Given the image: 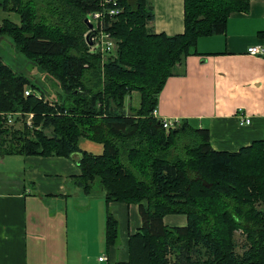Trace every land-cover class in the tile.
I'll return each mask as SVG.
<instances>
[{
	"label": "trees",
	"instance_id": "16d2710c",
	"mask_svg": "<svg viewBox=\"0 0 264 264\" xmlns=\"http://www.w3.org/2000/svg\"><path fill=\"white\" fill-rule=\"evenodd\" d=\"M118 1L124 10L109 27L118 51L103 63L81 37L100 0H0L2 12L19 18L0 21L1 39H13L34 59L37 71L59 78L64 90L54 100L0 55V153L80 152L78 184L88 194L98 182L108 204H139L143 225L130 236L129 264H264V139L238 151H219L211 146L209 128L183 121L167 132L155 116L159 94L176 66L197 52L200 37L224 33L230 14L247 12L250 0H185V30L175 35L148 27L154 20L149 0ZM73 48L77 55L69 52ZM103 66L110 75L107 97L100 87ZM88 72L96 84L86 80ZM27 87L40 90L41 98L26 96ZM133 91L140 93V103L127 109L125 97ZM12 112L33 113L32 128L26 123L22 130L4 129ZM186 135L198 143L191 149L197 156L189 161L171 159L168 147H158ZM81 138L102 143L104 152L82 151ZM180 213L187 215L185 226L165 225V215ZM235 230L246 235L242 254L235 251ZM106 232L108 245L116 244L119 223L109 208Z\"/></svg>",
	"mask_w": 264,
	"mask_h": 264
},
{
	"label": "crops",
	"instance_id": "0c3cea01",
	"mask_svg": "<svg viewBox=\"0 0 264 264\" xmlns=\"http://www.w3.org/2000/svg\"><path fill=\"white\" fill-rule=\"evenodd\" d=\"M149 1L152 30L184 32L185 0ZM253 45L264 46V0H250L247 12H232L224 33L199 38L197 52L166 80L155 116L209 128L211 146L219 151L263 140L264 55L249 53ZM239 110L251 117L250 124L240 122ZM79 147L94 155L103 152L101 143L87 138L79 140ZM80 158V152L0 153V264H129L130 236L143 225L139 204H108L102 188L88 194L78 184ZM108 208L119 223L113 245L107 243ZM164 223L185 226L187 215L167 214Z\"/></svg>",
	"mask_w": 264,
	"mask_h": 264
},
{
	"label": "rangeland",
	"instance_id": "374dc122",
	"mask_svg": "<svg viewBox=\"0 0 264 264\" xmlns=\"http://www.w3.org/2000/svg\"><path fill=\"white\" fill-rule=\"evenodd\" d=\"M45 1H47V0H45ZM131 1L133 2L134 0H131ZM40 7H42V10H44L45 7H46L45 2H42L40 4ZM4 17H10L14 22L15 21L19 22L18 21L19 18H18L16 13H14V12H4V11L2 12L0 10V21L3 20ZM148 27H149V25H148ZM89 29L90 28L87 25V28L84 29L83 32H81L82 40L88 46H90V44L87 41V34L89 32ZM82 40H81V42H82ZM15 45L16 44L14 43L13 39H11L9 36L3 38L2 40H1V37H0V55L13 68H15L16 70H18L20 72L28 74L29 78L32 81H34V83L37 86L43 88L45 93L47 92L46 94L48 96L51 95L54 100H55V98L59 99V97H57V96H60L63 93V91H64L61 88V85H60L61 81L59 82V80H58L59 78L57 79V78H53L51 76L48 77L46 74H43V73L40 74L37 71L38 66L33 61L34 59L32 57H29V58L25 57V55L22 54L17 49V47ZM116 51H118V43H116ZM69 52L72 55H77L78 54V48H73ZM56 60L59 61L60 58H56ZM106 61H107V59L105 58L103 63H105ZM104 68L105 67L103 66V71L101 73L102 84H101L100 87H102V89H104L105 96L107 97L108 94H107V90H106V86H105V81H106L107 76H110V75H108V73L106 72V70H104ZM34 69H36V72L33 71ZM86 80L90 84H94V83L96 84L97 77H95L94 75H92L91 73L88 72L86 74ZM34 91H36V93L39 94V95L42 94L40 92V90H38L37 88L34 89ZM139 97H140L139 96V92H137V91L135 93V97L133 98V100H132V97L130 99L129 96H126L125 97V104H126V101H127V103H130V104H127L128 105V106H126V107H128L127 109H129L130 106H132L131 103H133L134 105H138L139 102H140V98ZM20 115H18V116L17 115H12L11 117L7 116V120L4 122L3 128L6 129L9 132H11L13 130H16V129L17 130H19V129L22 130V129H24V125L26 123L29 124L30 128H32V126H31L32 120L30 119V116L29 115L20 116ZM153 118H152L151 115L146 116L147 121L150 122V123H153L152 122ZM182 126H183V124L180 123L176 127H182ZM171 129H173V128L166 129V131L169 132ZM45 131L48 133V135L52 134V129H50V128L46 129ZM4 136L7 139H10V137H11L10 134H4ZM156 144L157 143H155V145ZM197 146H198L197 141L191 135H186V136H182L179 139H174L169 144L161 143V144L158 145V147H168L166 150L168 152V156L171 159L172 158L175 159L176 157L180 156V157H182L181 160L187 159L188 161L191 160L190 158H192L194 156H197V154H195V152L194 153L191 152V149L194 148V147H197ZM103 152H104V146H103ZM93 188H94V192L97 193V189L98 188L101 189V186H100V184L98 182H95L94 185H93ZM234 233H235L234 234V241L236 243L235 251L237 253H239V254H242L244 252V250H246V248H247L246 247V245H247L246 235L243 232H241L240 230H237V231L235 230Z\"/></svg>",
	"mask_w": 264,
	"mask_h": 264
},
{
	"label": "built area",
	"instance_id": "2783aa9c",
	"mask_svg": "<svg viewBox=\"0 0 264 264\" xmlns=\"http://www.w3.org/2000/svg\"><path fill=\"white\" fill-rule=\"evenodd\" d=\"M100 5V9L88 13L86 18L93 24V29L96 30V34L92 38L93 44L90 45V50L97 51L101 54L103 59H105L108 55L115 54L116 52V38L109 27L112 25V19L116 15L122 13L124 8L120 6L118 0H100ZM107 17H110V21L106 20ZM248 52L257 55H264V46H250ZM31 94L41 98V95L37 94L34 89L27 87L25 95L29 96ZM237 115L242 124L251 123V117L243 114L241 110L238 111ZM30 117H33V113H30ZM177 122L178 120L163 119V125L166 129L174 127ZM100 259L102 260L103 257H100Z\"/></svg>",
	"mask_w": 264,
	"mask_h": 264
},
{
	"label": "water",
	"instance_id": "95a60500",
	"mask_svg": "<svg viewBox=\"0 0 264 264\" xmlns=\"http://www.w3.org/2000/svg\"><path fill=\"white\" fill-rule=\"evenodd\" d=\"M85 23L88 25V27L90 28V31L88 32V34H87V41H88V43L90 44V45H92L93 44V40H92V38H93V36H95V34H96V30L95 29H93V24L86 18L85 19Z\"/></svg>",
	"mask_w": 264,
	"mask_h": 264
}]
</instances>
